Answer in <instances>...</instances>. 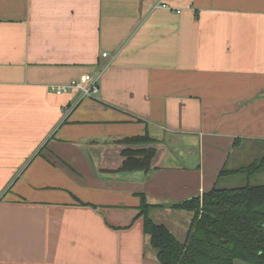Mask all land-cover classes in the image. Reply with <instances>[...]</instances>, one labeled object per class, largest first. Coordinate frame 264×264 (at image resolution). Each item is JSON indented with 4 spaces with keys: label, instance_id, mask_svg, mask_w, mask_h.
Wrapping results in <instances>:
<instances>
[{
    "label": "crops",
    "instance_id": "crops-1",
    "mask_svg": "<svg viewBox=\"0 0 264 264\" xmlns=\"http://www.w3.org/2000/svg\"><path fill=\"white\" fill-rule=\"evenodd\" d=\"M101 69L94 97L50 91ZM146 132L153 167L119 170ZM252 144L264 0H0V264H160L142 199L184 241L173 204L230 187Z\"/></svg>",
    "mask_w": 264,
    "mask_h": 264
},
{
    "label": "trees",
    "instance_id": "trees-1",
    "mask_svg": "<svg viewBox=\"0 0 264 264\" xmlns=\"http://www.w3.org/2000/svg\"><path fill=\"white\" fill-rule=\"evenodd\" d=\"M157 142L147 132L116 140L123 147L118 169L150 170ZM263 171L264 155L236 169H222L219 176ZM173 206L192 212L184 241L148 216L143 199L138 213L160 264H264V184L214 186Z\"/></svg>",
    "mask_w": 264,
    "mask_h": 264
},
{
    "label": "built area",
    "instance_id": "built-area-1",
    "mask_svg": "<svg viewBox=\"0 0 264 264\" xmlns=\"http://www.w3.org/2000/svg\"><path fill=\"white\" fill-rule=\"evenodd\" d=\"M165 6V4H163ZM103 57L108 56L107 52L102 53ZM103 69L96 71L95 73H83L78 78L70 80L63 85H51L50 91L55 94H62L69 91H77L80 93L79 99L94 97L99 93V78Z\"/></svg>",
    "mask_w": 264,
    "mask_h": 264
},
{
    "label": "rangeland",
    "instance_id": "rangeland-1",
    "mask_svg": "<svg viewBox=\"0 0 264 264\" xmlns=\"http://www.w3.org/2000/svg\"><path fill=\"white\" fill-rule=\"evenodd\" d=\"M235 152L232 153L230 157L229 168H234V165H235L234 158L236 155ZM262 155H264V144H257V145L252 144V148L247 149L245 156L240 158L241 165H245L249 163L250 161H252L253 159H260ZM228 180H229L228 181L229 185L231 186L240 185L244 183H254V182L264 184V172H260L257 174L255 173L249 176L243 175V174H238V176L232 175L228 178Z\"/></svg>",
    "mask_w": 264,
    "mask_h": 264
}]
</instances>
